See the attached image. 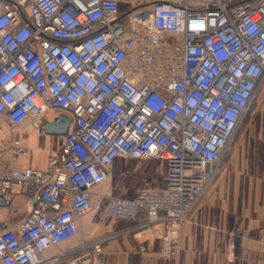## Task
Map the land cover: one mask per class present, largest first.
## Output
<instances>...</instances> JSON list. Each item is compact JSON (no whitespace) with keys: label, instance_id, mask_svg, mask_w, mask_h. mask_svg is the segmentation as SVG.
Returning a JSON list of instances; mask_svg holds the SVG:
<instances>
[{"label":"built area","instance_id":"2783aa9c","mask_svg":"<svg viewBox=\"0 0 264 264\" xmlns=\"http://www.w3.org/2000/svg\"><path fill=\"white\" fill-rule=\"evenodd\" d=\"M263 83L264 0H0V134L70 118L52 170L21 168L22 136L0 138V197L30 199L0 224V264L97 262L102 241L43 256L95 209L162 225L174 257ZM118 159L161 162L164 185L110 194Z\"/></svg>","mask_w":264,"mask_h":264},{"label":"crops","instance_id":"0c3cea01","mask_svg":"<svg viewBox=\"0 0 264 264\" xmlns=\"http://www.w3.org/2000/svg\"><path fill=\"white\" fill-rule=\"evenodd\" d=\"M53 118L48 116L46 120ZM2 127L4 134L0 138L21 135L29 151L28 157L19 159L21 168L52 170L60 165L59 136H40L32 124L12 128L5 122ZM252 133L254 142L250 145H244L245 138L252 136H241V145L231 152L228 166L223 167L216 183L181 229L180 248L174 257L166 258L161 253L162 225L144 229L136 223L114 222L103 209H95L84 217L77 236L46 250L44 258L52 259L59 251L81 247L83 241H102L104 251L97 262L93 258L80 264H264V132ZM102 190L103 187L95 190V206ZM29 200V196L16 193L11 203L0 204V224L20 223L29 210Z\"/></svg>","mask_w":264,"mask_h":264},{"label":"rangeland","instance_id":"374dc122","mask_svg":"<svg viewBox=\"0 0 264 264\" xmlns=\"http://www.w3.org/2000/svg\"><path fill=\"white\" fill-rule=\"evenodd\" d=\"M263 103L264 84L259 88L242 122V126L237 132L224 158V167L228 166V162L232 156L231 152L235 151V148L241 145V136L249 137V135H251L252 137H249V139L245 138L247 141L244 143V145H250V142H254V134L252 131L262 130L264 132ZM165 171L164 165L156 160L118 159L111 167L112 177L105 186L108 188L109 193L116 197H132L138 188L140 189L145 186H162L164 184Z\"/></svg>","mask_w":264,"mask_h":264},{"label":"water","instance_id":"95a60500","mask_svg":"<svg viewBox=\"0 0 264 264\" xmlns=\"http://www.w3.org/2000/svg\"><path fill=\"white\" fill-rule=\"evenodd\" d=\"M69 123L70 118L62 115L55 122L46 124L47 133L51 135L63 136L67 133ZM0 204H4L1 197Z\"/></svg>","mask_w":264,"mask_h":264},{"label":"trees","instance_id":"16d2710c","mask_svg":"<svg viewBox=\"0 0 264 264\" xmlns=\"http://www.w3.org/2000/svg\"><path fill=\"white\" fill-rule=\"evenodd\" d=\"M165 172H166V171H165ZM164 182H165V178H164ZM163 185H164V184H163ZM163 185H162V186H163ZM138 189H139V188H138ZM138 189H137V190H138ZM137 190L135 191V193H134V195H133L132 197H134V196H135V194H136ZM124 197H127V196H124ZM129 198H131V197H129Z\"/></svg>","mask_w":264,"mask_h":264}]
</instances>
